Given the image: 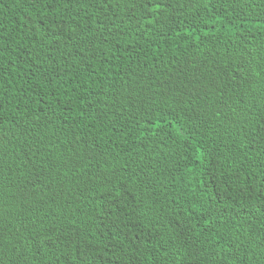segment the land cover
Instances as JSON below:
<instances>
[{"label":"trees","instance_id":"16d2710c","mask_svg":"<svg viewBox=\"0 0 264 264\" xmlns=\"http://www.w3.org/2000/svg\"><path fill=\"white\" fill-rule=\"evenodd\" d=\"M0 264H264V0H0Z\"/></svg>","mask_w":264,"mask_h":264}]
</instances>
